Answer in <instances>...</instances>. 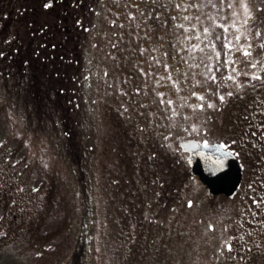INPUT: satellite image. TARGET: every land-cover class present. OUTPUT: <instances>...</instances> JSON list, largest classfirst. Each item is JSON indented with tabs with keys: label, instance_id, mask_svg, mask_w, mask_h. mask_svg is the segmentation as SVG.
Returning <instances> with one entry per match:
<instances>
[{
	"label": "rangeland",
	"instance_id": "374dc122",
	"mask_svg": "<svg viewBox=\"0 0 264 264\" xmlns=\"http://www.w3.org/2000/svg\"><path fill=\"white\" fill-rule=\"evenodd\" d=\"M263 34L264 0H99L74 115L0 101V163L9 165L8 176L19 180L21 195L37 210L15 238L1 236L0 264H221L223 253L207 242L214 232L209 224L222 225L233 214L208 211L196 188L189 209L185 193L178 200L182 220L167 207L161 229L144 222L153 216L158 192L144 163L156 129L143 122L142 101L150 103L153 121L180 122L178 134L205 137L204 129L219 121L218 61L216 78L229 99L239 75L263 64L264 48L255 47ZM132 65L143 74L139 86ZM170 148L177 154V146ZM183 165L160 171L161 181L172 184L167 189L190 185ZM130 203H136L135 217L125 209Z\"/></svg>",
	"mask_w": 264,
	"mask_h": 264
},
{
	"label": "flooded vegetation",
	"instance_id": "af4514ba",
	"mask_svg": "<svg viewBox=\"0 0 264 264\" xmlns=\"http://www.w3.org/2000/svg\"><path fill=\"white\" fill-rule=\"evenodd\" d=\"M149 24H158V21L150 19ZM258 38L263 42L258 40L255 47L264 48V34ZM219 42L217 41V43ZM172 45L173 43L168 41L166 46ZM165 55L168 56L165 58H168L170 64L176 61L169 50L165 52ZM218 66L213 79V86L215 85L213 95L218 103L214 115L218 116L219 121L213 127L211 126L209 131L208 128L204 129L205 137L198 136L194 131L188 132L189 134L186 135L178 134L180 122L163 119H159L157 122L153 121L154 119L149 117V111H152V108L148 107L150 103L142 101L143 107L148 112L143 122L156 129L153 132V137H150L151 141L154 140L153 147L148 150L144 163L150 173L149 184L155 182L158 192V197L152 205L153 216L144 222L153 231L161 229L162 223L166 219L165 213L170 210L166 209L167 207L174 211L170 215L176 214L182 220L184 214H180L178 211V200L185 198L186 194L187 200L183 206L184 209H189L188 201L191 200L194 204L197 200L195 197L197 193L194 192V196H192L191 192V188H196L201 193L198 200L208 211H229L233 214L222 225L212 223L214 232L209 234L207 239V242H211L216 251L223 253L221 264H264V127H261L264 125V75H260L262 74L260 70L264 72V61L262 65L259 61L256 66L255 73L258 76L254 77L252 75L254 72L240 74L237 84L231 89L235 92L229 96V99L224 98L223 101L220 100V96L224 95L225 97L227 92L222 89L221 82H218V78H216L219 77L222 69V65L219 68ZM261 67L263 68L261 69ZM131 68L135 71L134 81L138 82L137 86H139L143 74L135 65H132ZM177 78L179 85L185 86V79ZM246 79H248L246 84L253 86V89L246 87L247 85H241ZM160 123L165 124L164 129L159 127ZM191 127L193 128V126ZM212 130L215 131L209 134ZM185 140H195L202 144H205L204 141H207V144L219 143L223 148L235 154L241 167V182L233 195L210 192L207 186L198 179V176L191 173V166L187 158L188 152L181 146V142ZM170 144L178 147L176 148L177 154L171 152ZM181 160L186 174L192 179V182L190 185L185 182L184 186L186 187L183 189H167V186L172 184L166 183V180L161 181L163 174L160 171L167 165L179 170ZM247 168H250V171L246 175ZM10 169L8 164L0 163V242L3 238L1 236L8 239L7 241L15 238L16 234L20 233L22 226L28 222V218L37 213V210L32 207L33 199L25 196L26 194L21 195L19 180L8 176ZM247 176H251L253 181L247 180ZM193 184L194 186H192ZM179 190L184 191L179 193ZM23 196L25 197L23 198ZM254 200L262 203H253ZM135 205L136 203H130L125 208L130 213V217L137 216L136 210L132 209ZM143 219L145 220V217ZM175 243L176 241L166 242V248L168 249L169 245ZM226 243L232 245L231 250L225 247ZM142 244L143 242L135 247L138 248Z\"/></svg>",
	"mask_w": 264,
	"mask_h": 264
},
{
	"label": "trees",
	"instance_id": "16d2710c",
	"mask_svg": "<svg viewBox=\"0 0 264 264\" xmlns=\"http://www.w3.org/2000/svg\"><path fill=\"white\" fill-rule=\"evenodd\" d=\"M98 1L0 0V101L74 115Z\"/></svg>",
	"mask_w": 264,
	"mask_h": 264
},
{
	"label": "water",
	"instance_id": "95a60500",
	"mask_svg": "<svg viewBox=\"0 0 264 264\" xmlns=\"http://www.w3.org/2000/svg\"><path fill=\"white\" fill-rule=\"evenodd\" d=\"M181 146L188 152L191 173L212 193L233 195L241 182V167L234 153L219 143L202 144L185 140Z\"/></svg>",
	"mask_w": 264,
	"mask_h": 264
},
{
	"label": "snow or ice",
	"instance_id": "6c2138e0",
	"mask_svg": "<svg viewBox=\"0 0 264 264\" xmlns=\"http://www.w3.org/2000/svg\"><path fill=\"white\" fill-rule=\"evenodd\" d=\"M53 4V0H47V2L43 5V7H45V8H48L49 6H51ZM229 7H231L232 5L231 4H229L228 5ZM245 11H246V13H247V15L248 16H251L252 15V13H251V11H249L248 10V7H247V5H245ZM77 23H79V21H77ZM225 27H227L226 25H225ZM205 31H208L207 29H205ZM257 34H259V32L257 33ZM250 47V46H249ZM243 51H244V54L245 55H248L249 54V48H243ZM0 55H3V53H0ZM252 75L255 77V76H258V74L257 73H252ZM234 78V77H233ZM162 95V94H161ZM194 95H196L195 93H194ZM228 95H232V93H228ZM224 95H221L220 96V100L221 101H223L224 100ZM168 103L169 104H171L172 102L169 100L168 101ZM200 107H203V105H199ZM209 107H212L213 105L211 104V102H209V105H208ZM261 127H264V125H262ZM204 143L205 144H207V141H204ZM223 143V142H222ZM232 143H235V141H232ZM225 147L227 146V145H224ZM193 203V201H191V200H189L188 201V204L189 205H191ZM253 203H256V204H259V203H262L261 201H253ZM209 227H213V225H209ZM225 247H227L229 250H231V248H232V245L230 244V243H226L225 244Z\"/></svg>",
	"mask_w": 264,
	"mask_h": 264
}]
</instances>
